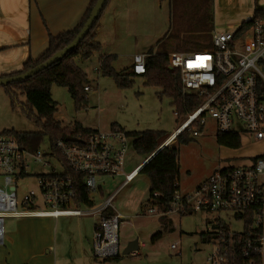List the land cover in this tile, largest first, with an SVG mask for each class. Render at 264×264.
<instances>
[{"label": "built area", "instance_id": "2783aa9c", "mask_svg": "<svg viewBox=\"0 0 264 264\" xmlns=\"http://www.w3.org/2000/svg\"><path fill=\"white\" fill-rule=\"evenodd\" d=\"M212 43L213 48L203 52L167 54L169 67L180 73L183 92L201 103L156 152L170 146L185 128H192L197 136L198 128H204L209 120L215 122L220 133L247 134L264 144V20H255L252 15L235 27L216 29ZM146 57L147 53L135 55V75L146 74ZM90 90L85 87V91ZM74 139L56 143L65 167L50 144L47 150L32 149L0 133V246L5 243L8 218L91 215L96 218L95 257L111 259L120 255L119 229L125 217L113 210V196L99 206L93 196L100 194L105 178L123 176V185L131 183L144 163L124 172L132 140L118 128ZM33 165L46 171L33 175L38 190L26 191L20 199L19 184L30 176ZM67 168L83 175V184L93 201L91 207H76L77 194L73 179L66 175ZM146 211L167 217L219 214L205 232L211 237L207 244L212 246L205 264H264V152L240 166L218 170L191 192H175L166 213L159 212L153 203ZM143 247L139 245L138 250ZM171 248L176 250L177 246ZM138 250L128 255L138 256Z\"/></svg>", "mask_w": 264, "mask_h": 264}, {"label": "rangeland", "instance_id": "374dc122", "mask_svg": "<svg viewBox=\"0 0 264 264\" xmlns=\"http://www.w3.org/2000/svg\"><path fill=\"white\" fill-rule=\"evenodd\" d=\"M172 0L170 12L162 16L167 32L158 45L162 54L183 50L181 46L193 39L206 42V46L191 52H203L213 48L212 38L207 35L209 29L210 8L215 18L216 26L224 29L235 27L241 23L248 12H253L250 2L255 0ZM263 4L264 0H256ZM165 20V21H164ZM211 24V23H210ZM155 50V49H154ZM182 52V51H180ZM102 52L95 53L89 60L76 59L78 66L83 69L89 79L87 103L84 108L77 109L66 88L52 86L53 100L58 104L54 119L64 126H71L76 120L90 128H99L105 132L112 124H117L126 132H141L146 130L165 132L169 136L186 120V116H178L172 100L160 98L162 89L149 85L141 76L134 77V83L128 89H118L110 77H102L97 69ZM130 59L122 55L116 57L114 69L117 72L129 67ZM25 102L24 98H21ZM19 132H37L36 124L20 108L12 109L3 88L0 87V133L7 129ZM98 130V129H96ZM217 127L209 120L204 129L193 136V141L178 148L180 177L179 183L183 192L193 191L200 183L224 167H236L260 156L264 152L262 141L241 134V148L231 149L218 144ZM49 141L44 137L37 148L47 150ZM132 145L129 146L124 172H131L143 161ZM52 164V162H51ZM46 169L33 165L29 169V177L19 184V198L26 191H37L35 173H43ZM124 177L105 178L100 194L94 195L95 205H101L111 198L113 210L121 213L125 219L119 229L120 260L96 258L92 252L94 224L96 218L91 215L76 217H61L54 220L55 227V258L57 264H205L212 246L201 241V234L208 231L211 222L219 214L194 213L182 217L173 216V223L168 231H164L159 222L160 216L149 215L146 211L151 203L149 198V182L144 174H138L128 185H123ZM41 209V208H39ZM230 216V215H225ZM169 219L171 216L168 217ZM18 220H11L14 228ZM241 225L238 224V227ZM9 228L5 221V233ZM237 228V227H235ZM163 231L162 237L156 241L152 238ZM88 235V240H83ZM80 236H82L80 238ZM90 242V244H89ZM144 244L138 250V256L125 254L127 245ZM177 249L172 250L171 246ZM85 260L81 259V253ZM180 251V253H179Z\"/></svg>", "mask_w": 264, "mask_h": 264}, {"label": "trees", "instance_id": "16d2710c", "mask_svg": "<svg viewBox=\"0 0 264 264\" xmlns=\"http://www.w3.org/2000/svg\"><path fill=\"white\" fill-rule=\"evenodd\" d=\"M96 2L97 0H92L86 14L75 29L58 36L49 35V46L38 59L29 58L24 62L20 71L0 75V78L24 74L45 63L57 52L67 47L84 27ZM101 14L80 44L62 60L26 80L8 83L3 87L9 99L10 107L13 110L20 108L36 124L39 130L37 132H19L9 129L1 133L15 137L25 145H29L32 149H36L44 137H47L51 150L60 158L65 167L67 166L61 157L60 151L56 148V143L60 140L66 141L68 138H75L78 135L88 137L96 131L84 128L79 122H75L71 126H64L60 121L55 120L54 115L58 111V104L52 98L51 89L54 85L66 88L75 108L80 109L85 107L88 99V92L85 91V87L89 86L90 81L87 73L76 63V59L89 60L95 53L102 52V45L96 40V29ZM254 19L264 20V10L255 11ZM161 42L159 41L156 47ZM115 59V55L101 57L97 71L102 77L112 78L118 89H128L133 85V79L137 75L132 72V68L117 72L113 67ZM145 65L146 74L143 77L146 79V83L162 89L161 93H159L160 98L167 97L171 99V105L175 107L178 116H187L197 109L201 101L195 96L183 92L180 73L169 67L167 54L160 53L157 48L154 54V50L152 49L147 53ZM21 98H24L25 102ZM111 128H118L124 131L132 140L131 145L133 150L144 157V159H148L154 154L160 144L170 137V135L166 136V133L161 131L126 132L117 124H112ZM203 129V127L198 128L199 131ZM192 135L194 136L192 128H185L176 136L175 141L178 146L187 145L193 141ZM216 139L218 144L222 146L231 149L241 148V135L239 133L218 132ZM178 156V148L176 146H167L156 152L154 157L138 172V174H144L147 177L149 182V198L159 212L166 213L168 211L174 193L180 190ZM66 175L70 176L74 182L77 194L75 200L76 207H91L93 201H91L89 192L83 184V175L73 172L68 168ZM154 194H157V196L154 197ZM159 221L164 231H168L172 224L171 219L167 216H160ZM162 234L163 231L158 232L152 238V241L160 239ZM210 238L207 233L201 234V241L205 244L210 241ZM111 259L120 260L121 257L117 256Z\"/></svg>", "mask_w": 264, "mask_h": 264}, {"label": "crops", "instance_id": "0c3cea01", "mask_svg": "<svg viewBox=\"0 0 264 264\" xmlns=\"http://www.w3.org/2000/svg\"><path fill=\"white\" fill-rule=\"evenodd\" d=\"M210 1L213 3L215 0ZM91 2L92 0H0V75L20 71L29 58L38 59L49 46V35L58 36L75 29ZM250 4L253 12H248L243 21L254 15L255 11L264 10L263 4L256 0ZM171 7L172 0H109L96 29V40L102 45L99 60L106 55H122L130 59L127 69H131L135 55L146 54L152 49L156 51V46L163 40L168 27L161 21V17L165 18L167 9L170 12ZM206 10L209 13V29L204 32L212 38L213 32L220 28L216 26L210 8L206 7ZM205 46V41L193 39L183 44V50L178 51L191 52ZM75 122H79L84 128L101 131L96 127H87L78 120ZM146 160L147 158H143L137 166ZM179 187L181 193H188L182 191L180 183ZM59 218H8L5 243L0 246V264H57L53 245L56 237L53 221ZM11 220H18L16 228L10 224ZM87 238L88 235L82 237L83 240H88ZM90 245L93 252V239ZM132 248L131 244L127 245L125 252ZM80 257L85 260L84 249ZM74 264H77L76 258Z\"/></svg>", "mask_w": 264, "mask_h": 264}, {"label": "water", "instance_id": "95a60500", "mask_svg": "<svg viewBox=\"0 0 264 264\" xmlns=\"http://www.w3.org/2000/svg\"><path fill=\"white\" fill-rule=\"evenodd\" d=\"M108 0H97L95 6L93 7L91 14L89 16V19L86 21L84 27L82 28V30L79 32V34L77 35V37L67 46L65 47L63 50L57 52L51 59H49L48 61H46L45 63H42L40 65H38L37 67H35L34 69L18 75V76H14V77H4V78H0V87H4L6 86L8 83H13V82H20L23 80H26L30 77H32L33 75L39 73L40 71L48 68L49 66H51L52 64L62 60L68 53H70L72 50H74L79 44L80 42L85 38V36L87 35V33L91 30L94 22L98 19L99 15L102 13L106 2ZM68 141H75L74 138H68ZM156 153H154L153 155H151L142 165L141 169L145 166V164H147V162L154 157ZM140 169V170H141ZM135 247H133L131 250H127L125 252V254H129L132 250H134Z\"/></svg>", "mask_w": 264, "mask_h": 264}]
</instances>
